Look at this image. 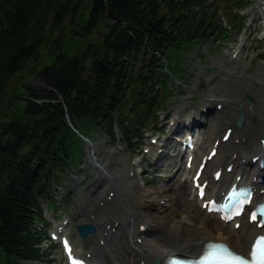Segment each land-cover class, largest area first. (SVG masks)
<instances>
[{"label":"trees","instance_id":"1","mask_svg":"<svg viewBox=\"0 0 264 264\" xmlns=\"http://www.w3.org/2000/svg\"><path fill=\"white\" fill-rule=\"evenodd\" d=\"M250 0H0V264H55L44 252L43 204L83 157V139L99 131L131 147L155 124L186 48L217 42L221 6ZM235 18L231 19V23ZM75 36L98 39L80 56L63 52ZM54 62L42 71L49 91L11 82L44 45ZM170 91V92H169ZM25 102L17 111L14 102ZM8 112L18 114L12 118ZM139 142V141H138Z\"/></svg>","mask_w":264,"mask_h":264},{"label":"rangeland","instance_id":"2","mask_svg":"<svg viewBox=\"0 0 264 264\" xmlns=\"http://www.w3.org/2000/svg\"><path fill=\"white\" fill-rule=\"evenodd\" d=\"M263 3L264 0H254L252 8L238 16L237 26H241L240 29L232 28L230 25V19L237 15V12H233L232 8L226 9L221 6L218 26L224 33L222 38L218 39L215 44L200 47L194 45L186 48L182 55L176 54L172 60L174 64L171 66L172 69L176 66L181 73L174 74L175 81L170 86L168 85L169 90L171 89L175 96L164 107L165 112L159 121L163 133L160 132L154 136L148 134L144 137L148 131L144 132L142 147L138 150L114 144L112 139L99 131L91 134L92 142L84 145L85 156L75 165L76 172L69 173L63 187L58 190V206L60 207L57 215L59 220L52 222L50 232L54 231L56 226L58 227L64 221L69 220L70 223L65 232L72 237L76 250L80 251L84 248L85 255L96 253L94 257L97 256L94 260L98 261L104 259V256L101 246L96 248L97 239H94L91 246L87 247L85 241L80 240L77 227L95 226L98 230L95 238L102 239L101 231L107 225L121 222L122 227H119L116 231L117 235L113 237L115 240L107 246L113 252L109 256L113 264H120L119 255H124L127 247L125 239L129 238L127 227L122 225V216L120 215L122 205L124 208H131L135 215L134 232L139 231L138 227L143 221L141 212L145 210V202H147L149 204L146 208L150 212L152 221H164L170 226L187 224L189 227H191V221L208 223L214 230L222 232L224 236L233 234L232 226H225L215 217L208 216L201 210L200 203L195 196L189 195L191 177L189 179V171L185 169L186 159L180 161V147L178 146L177 149V145L170 138L184 141L185 135L188 133L184 129L185 122L192 119L200 121L202 111L212 109L214 112L209 114L210 117L203 118L206 128L201 130L202 135L197 154L203 155L206 147L208 151L213 147V139L209 144L212 135L215 134L216 139H221L225 131L232 128L226 121L215 128L218 120H223L227 114L225 111L217 113L216 104L224 105V103L234 105V109L230 112L235 120L233 122V137L229 143L221 147L215 160L227 161L235 151L240 150L236 146L235 132L238 131L239 134L247 132H244L243 128L236 129L235 124L244 110L253 114L252 127L259 131V127L262 126L260 124L264 122V57H262L264 56V9L262 12H258V16L255 15L256 18L252 17L250 12L255 9L257 4ZM72 31L67 23L60 32L55 34V37L64 35L63 52L69 57L82 55L88 44L98 39L96 34L88 39L77 37ZM237 51H239V56L237 60H234L233 54ZM53 54V48L48 44L44 45L40 52L39 62H31L11 82L9 86L10 98L17 94L23 96L26 87L36 91H49V87L43 80L42 71L53 64L55 58ZM247 101L250 102L249 105ZM13 104L17 111L25 109L27 105L22 101H15ZM8 115L12 118L18 117V114L14 112H8ZM176 118L180 119V127L171 129ZM250 132L253 134V131ZM172 135L178 136L172 137ZM259 135L257 136L261 137ZM153 139L157 140L156 147L151 145ZM159 145L165 148L163 150L166 153L165 158L162 156L155 161L152 157L145 156L144 151L148 147H153L154 155V151H157ZM149 158L153 160V163ZM102 170L106 171L107 175H103ZM207 174L206 171L205 176ZM115 182H118L120 187H117ZM140 189L149 190L154 196L153 200L149 202L145 198L142 199ZM112 190L116 192H114L113 198L111 196L108 198ZM120 193L124 194L123 198ZM64 200H67L70 206L67 207V204L63 203ZM160 203H162L161 206H156ZM64 209L66 212L64 211L62 214ZM47 217L50 218L51 214H47ZM160 229L153 233L156 235L161 232ZM240 231L242 238L241 241L235 239L236 246H240L243 241L246 245L248 241L246 229L241 227ZM147 233L142 241H148L152 237L151 230ZM165 235L170 239L173 238L170 234ZM53 247H56L54 250L56 264H66L60 247L55 244Z\"/></svg>","mask_w":264,"mask_h":264},{"label":"bare ground","instance_id":"3","mask_svg":"<svg viewBox=\"0 0 264 264\" xmlns=\"http://www.w3.org/2000/svg\"><path fill=\"white\" fill-rule=\"evenodd\" d=\"M233 106L234 105L230 103L227 104L224 103L222 111H225L227 114H225V118L223 120L222 119L218 120L217 124L215 123L216 124L215 128H217L220 123H224L225 121L229 122L230 123L229 125L233 128V122L235 120L230 113L234 109ZM241 116L245 118L243 130L244 132L246 131L247 133L239 134L238 131L235 132L236 145L240 150L235 151V153L231 155V158L229 160L227 159L228 161L225 162L224 164L215 162L214 166L211 164L209 166V171L211 173H214L218 168H221L223 166L227 167V165H233L235 170L233 174L225 175L224 179L219 183L211 182L209 184V193H210L209 198H215L219 196L226 188H228L231 184L235 183L236 178L241 179L240 182L241 185L254 187V189L257 190L256 197L264 198V195H260L261 192H264V174L262 171L258 169L257 165L255 166L252 165V160L262 154L261 147L256 142L257 140L256 136L260 134L259 136L264 138V122L260 124L262 126L259 125L260 126L259 131H257L254 130L252 127L253 114H251V112L244 110ZM175 125H176V120L174 121L173 127H175ZM249 131H253V134L251 132L249 133ZM261 137H258V139H260ZM212 139L213 140L216 139L215 134L212 135V138L209 140V144L211 143ZM207 150L208 148L206 147L203 156L201 157L197 156V159L195 160L194 163L195 171L198 169L203 157L207 155ZM175 178H173L174 179L173 181H175ZM258 180H262L263 183L262 184L258 183ZM115 185L117 187H120L118 182H115ZM114 192L116 191L112 190V194H110L108 198H110V196L111 197L114 196ZM140 193H141L140 194L141 198L142 199L145 198L149 202L152 201L154 198V196H152L149 190L140 189ZM189 195L195 196V198L197 199L195 191L193 190L192 187L191 189H189ZM120 196L123 198L124 194L120 193ZM145 204L147 207L149 203L145 202ZM146 207L145 210H142L141 212V218L143 221L139 225V227L145 228L146 232L145 234H143L138 230L137 232H134L135 229H134L133 221L135 220V215L133 214L131 208H124V206L122 205V211H120L121 212L120 215L122 216V225L127 227L128 229L130 243L127 246L126 250L124 251V255H119L118 260L120 264H152L156 259H164L167 256H171L174 254H183V255H189V257H193L196 256L197 252L202 248L203 244L206 242L225 243L233 251L239 254H247L250 251V244L254 239V237L257 234L263 233V231L261 232L256 230L255 227L245 226L246 227L245 229L248 232V243L247 245H245L243 243L244 241L242 240L243 242H241V245L236 246L234 243L235 239L241 241L242 238L240 231L234 230L232 235L228 234L227 236H224L222 232L214 230L210 224L197 223L195 221H191L190 224L191 227H189V225L187 224L170 226L167 225V223H165L164 221H159V220L152 221L150 212L147 210L148 208ZM119 223L120 224L117 225L118 226L117 230L119 229V227H122L121 222ZM158 229H160L161 232L155 235L153 232ZM150 230L152 233V234L150 233L152 237H150L148 241L143 240L142 243H139L141 237L148 234L147 232H150ZM165 234H170L172 235L173 238L170 239ZM113 237L114 235L111 233V234H107V236L104 238L107 243H110ZM100 248L104 256V259H102V263L112 264L111 259L108 257L109 253L111 254L112 251H108L105 246ZM96 256L97 255H95L92 261L93 263L97 264L99 263V261L94 260Z\"/></svg>","mask_w":264,"mask_h":264},{"label":"snow or ice","instance_id":"4","mask_svg":"<svg viewBox=\"0 0 264 264\" xmlns=\"http://www.w3.org/2000/svg\"><path fill=\"white\" fill-rule=\"evenodd\" d=\"M194 264H264V237L253 242L248 256L236 253L225 245H212Z\"/></svg>","mask_w":264,"mask_h":264},{"label":"water","instance_id":"5","mask_svg":"<svg viewBox=\"0 0 264 264\" xmlns=\"http://www.w3.org/2000/svg\"><path fill=\"white\" fill-rule=\"evenodd\" d=\"M237 126L239 128H242L243 126V119H240L239 122L237 123ZM78 232L80 233L81 237L83 239H86L89 235L94 234L95 230L92 227H80L78 229Z\"/></svg>","mask_w":264,"mask_h":264}]
</instances>
